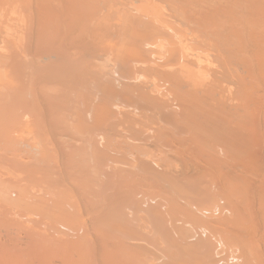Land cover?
Returning <instances> with one entry per match:
<instances>
[{
    "label": "bare ground",
    "instance_id": "6f19581e",
    "mask_svg": "<svg viewBox=\"0 0 264 264\" xmlns=\"http://www.w3.org/2000/svg\"><path fill=\"white\" fill-rule=\"evenodd\" d=\"M3 3H4V5H3ZM0 4L2 6H4V10L0 9L1 10V12H0V24L2 25V28L0 29V51H1L0 55H2V53L4 52V54L2 56H0V57L4 56V58L3 59L1 58L0 62H2V63L4 62L3 64H5V61L8 62L9 60H11L12 56H14V55H15L14 56L15 58L13 57L14 63L17 61L26 62L27 60H32L34 63L36 60L34 61L33 58L34 59L36 58L35 57L36 53H33V54H35V56L32 55V58H30L31 57L30 51L34 50L32 48V46L35 45L36 41L38 42L37 39L39 38V40L43 41V43L44 42L46 43V40L48 38L50 39V43H53L52 39H54L53 41H55V39H57L55 41L56 42L55 44L57 45L59 42H61V43L65 42L66 44L65 43H63V44H64V46L67 45V46H65L67 49L68 48L72 49V48H75V47L80 45L79 48L78 47L77 48L79 49V51L81 50V52H83V54L80 58H78V60H80L82 58L81 61H79V62L82 63V60L84 61L83 71L81 74L86 75V78H89V79L94 78L97 80H99V79L104 80L103 83H104V87H106V88L110 87L108 85V82L110 84L111 83L110 81H112V80L118 81L119 87H120L119 89L122 92V98L125 101L124 102H123V100H121L122 102L120 101L121 103H123V105H121L119 102L115 103V105L111 106L113 110L108 109V111H109V113L111 111H114L117 113V115L122 114V116H123L122 120L125 122H128L127 123L128 126H124L127 128H126V130L121 132L122 130H120V131L116 130L118 128V127L117 128L115 127L116 123L114 125L110 121L111 124H108L109 125L108 131H111V132H107V130H106L105 131L106 137L105 138L103 137V138L107 139V140H109L111 138V141H112V143L110 141L111 144H116L117 143L116 141L122 140V138H124V141L127 140V141L131 142L132 140L134 141L133 136L136 135L138 137L139 135L145 133L144 131H142V133L140 132L143 129L139 128V126H138L139 121L137 122V124H136V122L134 123L138 126L137 129H136L137 126L133 125L132 120H133V118H134L133 116L135 114L136 115L140 114L141 116H143V118L141 119V121H142L144 118H146V117H144L145 114L147 115L146 112H151V115H153L155 113L154 115H156L158 111H160L161 113L163 111L164 112L163 114H166L165 109L164 110H162V109L163 108L169 109L171 111V114L169 113L170 120L168 119L169 118L168 117V118H166L168 120L163 121V122H165L164 127L161 126V123H163V122L161 121V123H160V121H159L160 120L159 115L161 113L158 112L160 114L156 115L157 118L159 117V120L155 119L157 121L156 123L158 124V122H159L160 125L158 124V127L151 128L152 131L154 132L153 142H151L152 141V139H151L152 134L149 136L147 134L148 138L151 139L150 142L146 141L147 136H143L144 134L141 135V137L143 136L142 138H144V137L146 138V139H144L145 142H142L141 144L146 143V142H147V144L154 143V144H156V146H152V145H154V144H152V145H149V147L150 148H152V147L157 148L158 147L159 152L154 154L153 157H151V158L149 157V159L154 158L155 160H153V161H155V162L158 161L160 163V165L157 163L156 164L160 166V167H158V168H160V172L162 171L163 173H165L167 175V173H169V172L171 173V171H174L173 163H174V161L176 162V160H178V158H179L177 165L182 164L181 170L183 169L182 170L183 173L181 172V170L179 168L180 165L176 166V168L177 169L179 168L178 171H180V172H178V173L179 174L182 173L183 175H180V177H178L179 174L178 175L176 174V175L179 179H181V180L183 179L184 183H186L185 182L186 180L187 181L189 179L191 180L193 178L192 177L193 175H196V174L200 175L201 174V176H202L203 170H206V171L208 170V172L205 171L206 174L205 173H203V174L207 175V177H209L208 173L209 172L211 173V170H212L214 176L218 177V180H219L218 183H216L217 181L216 182L213 181V183H212V181L209 182L208 179H210V178L207 179L208 181L207 180H205V181H207L209 184L212 183L213 185H215L214 188H217V185H218V187L221 189L220 190L221 193L223 194V195H220V197L217 196V194H213V193H212L213 195L209 194L211 197L213 196L212 198L210 197L212 200L208 199V198L207 199L210 202H212L211 205L214 204V206H211L210 204H208L209 209H208V207L207 208L205 207L206 208L205 209L204 205L207 203L204 200L205 203L201 204V205H203L202 206L203 209L199 208L198 210H197L198 207H196L198 205H196V203H197V201H199L198 199H199L200 195L197 196V198L194 195H192V197H189L186 195L187 197H185V199L190 198L192 200V199L196 198L197 200L195 201V204H194L195 206L191 205L192 204V202H190L191 200L188 201V203H187V200H189V199H186V201L183 200L184 204L191 205L194 208L196 207L195 210L198 211L199 215H201V217L203 219L205 217L209 216L208 218H205V219L207 221L212 219L211 220L212 222L209 221V223L211 222L213 224V226H212L213 228L211 227L212 224L210 225L207 223L208 226L204 225L202 223V221H200V219H202V218L197 216L198 218L196 217V219H199L200 226H198L199 224H197V226L193 225V226H195V227L192 226L193 229L190 226L189 229H191L190 230L191 237L195 238L196 240H198V238H200V237H203V238L208 237L207 239L209 241H211L212 243L214 242L215 246L217 245V246L221 247L223 250H226L225 251L226 255L219 257L220 259H218V260L215 259V261L213 259L214 263L211 262L212 264H249V263H251V264H264V0H133L132 3H128L125 0H0ZM119 9H120V11L118 12ZM64 11L65 12H74V14L73 15H71V13L67 14ZM63 13H65L66 15ZM38 20L40 21V23L38 22ZM39 27L42 28L43 31ZM5 28H7V29H5ZM21 30H23V31H21ZM38 30H40L38 32L39 34L41 32L43 33V35H41V34L40 35L43 38H45V40L39 34L37 35ZM51 33H56V35L51 34ZM50 34L54 35V37L52 39L50 38ZM58 34L60 35V37L62 36L61 39H64V41H61ZM37 36H38V38H36ZM56 36H58L59 41H58V38H56ZM48 40H47V42H48ZM73 41H74V44H73ZM41 43L42 42H40V44ZM55 44L53 43V45L52 44L51 45L56 46ZM60 44H58L59 47H63V44H62V46ZM39 45L36 44L37 47ZM46 45H45V47L49 48ZM68 45H69V47H68ZM71 45L73 47H71ZM26 46H27V48H26ZM42 46L43 45H41V47ZM23 47H25V49H27V50H25ZM41 47L39 48L40 50H45L44 48H41ZM59 47H56V48H59ZM19 48H20V50H19ZM56 48H54V49H56ZM77 48H75V49H77ZM36 50H38V48L35 49V52H36ZM46 50L44 51L46 53V55H44L45 53L42 54V56L44 55L43 59H45V60H46V58H48L50 56V55L48 56V54L50 52L47 54ZM48 51H51V50H48ZM38 52L40 53V51H38ZM57 52H59V51L57 50ZM41 53H43V52L41 51ZM53 53H54V51H53ZM65 53H66V51H65ZM31 54H32V51H31ZM54 54L57 55V53H54ZM63 55H64V51H63ZM72 55H71V57H72ZM37 56H39V55L37 54ZM57 57H60V56L58 55ZM65 57H66V54H65ZM15 59H17V60L15 61ZM60 59H62V58H60ZM57 60L58 59H56L53 63H55ZM63 60H65V59L61 60L62 61L61 66L59 64H58V66H56L57 68L54 66L56 69H59L58 67H60V69H59L60 71H59V73H57L58 76L60 75L61 71H63V73L62 72L61 73H62V76H64V70H65L64 65H67V66L69 65L68 61H67V64L65 63V61L68 59H66L64 61V63H63ZM13 62H10V64L11 65L14 64ZM31 62L29 61L30 64H31ZM76 62H75V64H76ZM38 63H40V62H38ZM57 63H58V61H57ZM57 63H56V65H57ZM71 63H70V65H71ZM81 63L80 64L78 63L79 65L78 64L75 65L73 63L72 66L75 65V67H77V65H78L79 67H82ZM10 64L8 63L6 66H8V65L10 66ZM18 64L19 63H17V65ZM30 64L29 65L27 64V65L30 68L32 66V69H33V67H34L33 65H35V64H33V65L32 64L30 65ZM27 65H25V67L28 68ZM49 65H50V63H49ZM15 66H16V64L14 65V68L11 70L14 74L16 72L15 75H17V73L20 72L21 69L15 71L14 69H17ZM19 66H21V64ZM72 66L69 67V70ZM75 67H73V69H71V71L73 70L72 73L70 71L71 75L73 74V76L76 75V73H75L76 70H78L77 73L80 71L79 67H77L78 69H76ZM46 68H48V65H46ZM51 68L54 69V71H56V69L53 68V66H51ZM61 68H63L64 70ZM66 69L68 70V68H66ZM33 70L32 71L30 70V72H29L30 74H28V75H31V72H34ZM38 70H37V72L40 73V70L39 71ZM23 71L26 72L25 69H23ZM23 71L21 70V72H22L21 75L24 73ZM46 71H47V73L46 74L44 73L43 76L46 75L49 77V79L47 81L48 83H46L44 81V80H47V78L44 80L41 79L43 84L45 82L46 85L41 84L42 82H40L41 80L39 81V79H40L39 75H38L39 77H37V78H38L39 84L44 86V88L45 87L47 88V86L49 85L48 87H50V90L49 89H46V90H48V92H50L51 88L53 86L56 87V84L53 85L54 80L52 81V78L54 76H56V75H54L56 72H54L53 70H50V68L46 69ZM50 71H52V73ZM12 72L10 71V74ZM57 72H58V70H57ZM79 73L77 75H79ZM14 74H12V75L15 76ZM35 74L37 75L38 73H35ZM48 74L49 75L53 74V76L51 75V77H50ZM71 75L68 74L69 79H67V80H70V81H67L68 83L67 82L65 83V79L67 78L66 75H65L66 78L63 79L64 82L62 81L63 77L60 76L61 77L60 81L58 78L54 77V78L58 79L60 84L63 82L65 85L62 84V86H60V87L57 86L55 88L57 90H55L53 88V90L50 92L52 94V98L50 97V102L53 101L52 104L49 102V99L46 100V97H44L47 95L49 98V95H51V94H48L45 89L43 91H41L38 87L39 84L32 82L33 84L31 85V87L34 85V83H35V85H37V86H35V85L34 86L38 87V88H35L36 92L34 94L35 95H36V93L39 94L40 97L39 96L38 97L40 98V100H39L40 103H43L42 100H44V99L41 98V96H43L45 98V101H47L48 104L50 103V106H48V107H51V108H50V110L49 109L48 110L52 111V109H53V111H52L53 113L51 112L48 115L50 117L52 116L51 117L52 119H50L47 115L43 114V112L45 111L44 109H47L48 107L46 106L47 108L46 107L40 108V110L42 109L41 111H42L43 117L44 118H45V116L48 117V119H47L48 122L53 121L54 118L55 119L57 118V111L56 110L60 111L59 107H61V105L65 104V105H63L65 108L64 107L62 108L64 110V112L62 111V113H65V111H67L66 110L67 106H66L65 102H67L66 99H69L68 96L70 95V93H68L69 92L68 90H70V89L66 88L67 84L69 85V83H73L75 90L79 87V86H76L77 88L75 87V83L78 84V81H77L78 79H76L77 82H75V79L73 81H71V79H70ZM30 78H31V76H30ZM35 78L36 77H33V81H35L34 80ZM75 78H77V76H75ZM79 78L81 79V77H79ZM56 79H55V81H56ZM92 79H91L90 85H94L96 83L95 82L93 84ZM81 80H83V79H81ZM49 82H50V84H49ZM79 82H81V81L79 80ZM83 82H85V81L83 80ZM99 82H100V80L98 81V83ZM23 83H26V82H23ZM51 83L53 85L52 87L50 86ZM82 83H81V88L80 89L78 88V90H81L82 86H84L86 88L88 87V86H86L87 84L82 85ZM98 83H97V85L100 84V83L99 84ZM60 84H58V85H60ZM73 84H70L69 86L72 87ZM41 85H39V86L41 89H43V87ZM102 85L103 84H101V86ZM106 85H108V87ZM110 85L114 86V84L113 85L110 84ZM12 86H13V83L11 81V78L8 77L7 68L4 69L2 67V65L0 64V96L2 94V96H4V98H5L6 94H4V92L6 91L7 88H8V91L11 90ZM101 86L99 87V90H100ZM115 86H117V85L115 84ZM9 87H10V89H9ZM14 87H15V84H14ZM27 87H30V86H27ZM58 87H59V90L61 87H63L69 95H67V93L64 91L66 93L65 96H62L61 94L57 93L56 95L57 96L61 95L60 96L61 98L57 97L56 95H54V98H53V92L59 91ZM63 88H62V90H64ZM86 88H84V89H86ZM91 88H93V87L91 86ZM112 88L118 90L115 87H112ZM72 89H73V87H72ZM97 89H96V92L98 91ZM102 89H104V88L102 87ZM37 90H39L40 92H43V94L46 93V95L45 94L40 95L39 91H37ZM62 90H60L59 93ZM93 90H95V89H93ZM70 91H72V90H70ZM82 91H84V90H82ZM105 91H107V90H105ZM112 91H115V90H112ZM12 92H14V90L13 91L11 90V93ZM18 92H19L18 90L15 91L16 94H18ZM64 92H63V94H64ZM76 92H78V91H76ZM76 92H75V94H77ZM80 92H78V93H80ZM108 92L109 91H107L106 93L108 94ZM6 93H9V92H6ZM23 93L24 92H22L21 94H23ZM25 93H27V92H25ZM86 93L89 94L88 92H86ZM98 93L100 94L99 91H98ZM102 94H100L101 97L102 96L103 97L108 96L107 94L106 95L104 93H102ZM109 94H111V93H109ZM116 94H117V92H116ZM116 94L115 95L112 94V95L115 97ZM37 95H36V97H37ZM7 96H8V94H7ZM7 96H6V98H7ZM13 96H14V94H13ZM22 96L25 97L23 94V95H20L19 98ZM26 96H27V94H26ZM66 96H67V98H66ZM75 96L78 97L77 95H75ZM100 96H98V97L100 98ZM113 96H112V98H113ZM38 97L35 99L36 102L39 99ZM55 97H57V98H55ZM119 97H121V96H117L118 99H120ZM22 98H20V99H22ZM58 98L61 99V101L62 100L64 101V102L62 101L63 102L62 103L59 100L60 105L58 103ZM99 98L96 99L94 97V99H93V97L92 98L86 97V99H87L86 104L88 103L87 107L90 104V99H92L91 100V103H92L93 100L96 99L98 101ZM52 99L57 100L56 102L58 103L59 107L57 105L54 106L57 103H55V101ZM86 99H85V101H86ZM7 100H9V99H7ZM7 100H6V102H8ZM26 100H24V101H26ZM1 101H3V99H0V103H2ZM70 101H68V102H70ZM14 102H13V104H15ZM32 102L36 103L34 100ZM99 102H100V100H99ZM105 102H107V101H105ZM112 102H113V100H112ZM102 103H104V102H102ZM108 103H110V102H107V104L104 103V105L105 104L108 105ZM2 104H1V106H3ZM6 104L8 105V103H4V106ZM13 104H12V106H16ZM16 104L18 105L17 102H16ZM23 105L26 106L24 103H23ZM29 105H30V107H32L31 104H29ZM37 105H39V104H36V106ZM91 105H92V107L89 106L87 108V110L89 113L93 114V117H94V113L90 112L91 110H89L90 108L94 109L93 103ZM52 106H54L55 108L54 107L52 108ZM68 106L70 107V105H68ZM80 106H81V108H82V106L86 107L85 103L81 104ZM38 107L39 106H37V108ZM71 107H72V105H71ZM98 107L102 108L101 106H98ZM99 108H98V112H99ZM106 108L107 107H105V109H103V110L101 109L102 112H100V114H97L98 112L96 111L97 110L96 109L95 112H97L96 113L97 116L98 117H99V115L103 116L102 113H104V115L106 116V113H105L107 110ZM54 109H56V110H54ZM34 110L36 111V109H34ZM84 110H85V108H84ZM104 110H105V112H103ZM155 110H157V111H155ZM49 111L46 110L45 113L48 114ZM152 111H155V112L152 113ZM36 112H39V111H36ZM81 112H83V111H81ZM5 113H6V111H5ZM66 113H68V112H66ZM50 114H52V115H50ZM77 114H79V113H77ZM142 114H144V115H142ZM9 115L11 116V114H9ZM54 115H55V117H54ZM85 115H87V113ZM140 115H139V117H140ZM151 115L148 114V116H151ZM60 116H61V113L58 112V117H60ZM78 116H81V115H78ZM90 116H92V115H90ZM63 117H65V116H63ZM93 117H92V119L95 118V117L94 118ZM163 117H165V116L163 115ZM44 118H42V119L44 120ZM60 118H62V117H60ZM83 118L84 117H82L81 119H83ZM90 118L91 117H89V119ZM102 118H105V117L98 118L97 123L99 122L98 120H100ZM39 119H40V117H39ZM130 119H132L131 120L132 124H130V122H129ZM65 120L66 119H64L63 122H65ZM117 120H119V122H121L120 119H116L115 121H117ZM90 121H92V120L90 119ZM135 121H136V119H135ZM150 121H154V120L150 119ZM71 122H72V120H71ZM85 122H87V121H85ZM106 122H107V120H106ZM119 122H117L118 123L117 125H119ZM125 122L122 124H125ZM39 123H41V122H39ZM39 123H37V124H39ZM74 123H76V122H74ZM100 123L101 122H99L98 124H100ZM102 123H101V125H102ZM146 123H148V121H146ZM57 124H58V122H57ZM69 124L73 125V123H69ZM92 124H90V125L93 126L94 124L93 125ZM98 124H97V126H98ZM148 124L150 125V123H148ZM49 125L52 126V128L55 126V125L53 126L52 122L49 123ZM145 125H147V124H145ZM154 125H156V124H154ZM42 126H46V123H45V125L43 124ZM58 126H59V124H58ZM61 126H63V125H61ZM64 126H65V124H64ZM74 126H76V125H74ZM77 126H79V125H77ZM150 126H153V125H150ZM37 127H38V125H37ZM80 127L81 126H79L78 128L80 129ZM142 127H144V126H142ZM145 127H144V129H145ZM6 128L10 129L11 127L5 126V128H2V129L0 128V129L4 132V129H6ZM52 128H48V129H52ZM54 128H57V127H54ZM89 128H91V127H88V128L85 127L82 131V134H83V132H85L84 130H86V132H87V129L89 130ZM119 128L121 129V127H119ZM48 129H47V131L45 130L46 132H44V133L48 134L49 133ZM105 129L106 128H104V130ZM146 129H148V128H146ZM6 130H5V133L9 131V130H7V131ZM90 130H89V132H90ZM93 130H94V128H93ZM2 131H0V135H1ZM89 132H88V134H89ZM135 132H138V133L140 132L141 134H135L134 135ZM147 132L148 133L150 132L149 129L147 130ZM79 133L81 136L82 135L81 131H79ZM102 134H99V135H101V137H102L104 135V134L103 135ZM124 134L127 138L122 137V135H124ZM49 135L51 136L50 133H49ZM49 135H48V137H49ZM53 135L54 134H52V137H53ZM45 136H47V135H45ZM45 136H42L41 138H44ZM83 137H84V135H83ZM120 137H122V138L119 139ZM39 138H40V135H39ZM64 139H65V136H64ZM138 139H140V138H138ZM20 140H23V138L22 139L18 138V141H20ZM96 140H97V138H96ZM100 140H98V141H100ZM142 140L143 139H140L139 141H142ZM43 141L45 142V144L47 143L46 140L43 139ZM47 141H48V139H47ZM92 141H94V140H92ZM139 141H137V139H136L135 142L140 143ZM42 142H41V144H44V142L43 143ZM48 143H49V141H48ZM60 144H62V143H60ZM60 144H59V146H60ZM147 144H144V146L145 145L147 146ZM158 144L160 145V147ZM161 144H163L162 146H164L166 149H164V147H162V150H161ZM173 144H174V146H173ZM132 145H134V144H132ZM136 145H137V143L134 145V148L135 147L137 148ZM170 145L174 148L178 147V149L176 148L177 150L176 149L174 150V148L173 149L170 148L171 147ZM167 146H168V148H167ZM126 147H128V145H126ZM138 147H140L139 149L144 148V147L141 148L142 147L141 145ZM105 148L107 149V145L103 146V150L107 151L108 149L106 150ZM146 148H148V147H146ZM123 149H124V147H123ZM44 150H46V149H44ZM115 150H118V148ZM126 150L129 151L128 148L127 149L125 148V153L127 152ZM22 151L23 150H21L20 152H22ZM62 151H63V148H62ZM113 151H114V148H113ZM119 151L120 150H118V152ZM139 151H140L139 154H141V156L145 154V152H142V150H139ZM102 152H104V151H102ZM109 152L107 151L106 153L109 154ZM118 152H117V154H119ZM133 152L134 151H132L131 153H133ZM153 152H155V149ZM156 152H157V150H156ZM111 153L114 154L115 152L114 153L111 152ZM122 153L124 155V152H122ZM2 154H3V152H2ZM95 155H98V154H95ZM104 155H106V154L104 153ZM104 155H103V157H104ZM115 155H116V153H115ZM115 155H108V156L114 157ZM18 156H20V155H18ZM57 156H58V153H57ZM61 156H62L61 159L63 160V157H64L63 154ZM181 156H182L184 163L181 162L182 160H180ZM78 157H80V156H78ZM78 157H77V159H78ZM106 157H107V155L105 156V158ZM118 157H116L117 161H118ZM172 157L177 158V159L174 160ZM22 158L26 159L24 156ZM58 158H60V157H58ZM127 158L132 163L133 160L129 159V157H127ZM161 158H162V160H161ZM42 159H44V158L42 157ZM42 159H41V161H44ZM134 159H136V158H134ZM35 160H37V159H35ZM171 160L173 161V163ZM41 161H39V162H41ZM59 161L61 162V160H59ZM72 161L74 162V160H71V162ZM125 161H123V162H125ZM10 162H12V161H10ZM24 162L26 163V161H24ZM51 162H53L52 159H51ZM55 162L58 163L57 160ZM60 162L57 164L58 166L61 164ZM145 162H143V163H145ZM147 162H149L148 164H150V160ZM155 162H153V164ZM1 163H2V161H1ZM39 164H42V163H39ZM63 164H65V163H62V165ZM122 164H120V165H122ZM183 164H185V167ZM70 166H72V164ZM125 166H127V165L125 164ZM128 166H129V164H128ZM132 166H130V168ZM136 166H138V165H136ZM61 167L62 166L60 165L59 168H61ZM63 167H64L63 173H65V172L68 173L69 172L68 170H70V167L69 168H67V166H63ZM202 167H203V169H202ZM204 167H207V168H204ZM59 168H57V169L59 170ZM60 170L62 171V169H60ZM153 170H152V172L154 173ZM54 171H55V169H54ZM113 171H114V169L111 170V172H113ZM148 171H149V169H148ZM156 171H159V169L158 170L156 169ZM56 172H57V170H56ZM84 172H86V171H84ZM84 172H83V174H84ZM143 172H142V174H145ZM184 172L186 174H188V175H186V179H184L185 178ZM190 172H192V173H190ZM58 173H55V174H58ZM63 173H62V175H63ZM108 173H109V171H108ZM86 174H87V172H86ZM146 174H148V173H146ZM146 174L144 176H146ZM190 174H193V175L190 176ZM67 175H69V173L66 174V176ZM127 175H129V173ZM132 175H133V173L131 174L130 177H132ZM157 175H159V174H157ZM170 175H172V174H170ZM152 176H154V174H152ZM181 176H183L184 178H181ZM67 177H69V176H67ZM82 177H84V176H82ZM116 177H117V175H116ZM155 177H156V173H155ZM160 177H162V176H160ZM169 177H168V175H167V177H163L164 181L166 179L167 184H170V183H168L170 181L173 182L172 181L173 179L171 180V178H174L176 176H174V175L171 176V178L169 179L170 181H168ZM203 177H205V176H203ZM111 178H113V176ZM132 178H130V179H132ZM211 178H212V176H211ZM193 179L195 180V178H193ZM193 179L191 180V182L193 181L195 183V181ZM198 179H200V178H198ZM213 179L215 180V178H213ZM120 180H121V178H120ZM132 180L130 182H135L134 180L133 181ZM135 180H137V179H135ZM181 180L180 181L177 180L178 183L179 182L183 183V181H181ZM58 181H59V179H58ZM124 181H126V179H124ZM141 181H143V179ZM145 181H146V179H145ZM155 181H156V178H155ZM174 181H175V179H174ZM60 182H61V179H60ZM64 182H65V180H64ZM108 182H110V181H108ZM200 182L202 183L203 181L199 180L198 183L200 184ZM127 183H128V181H127ZM137 183L135 185H134V183H132V184L134 186H136ZM144 183L146 185V182H144ZM164 183H166V182H164ZM174 183H177V182H174ZM184 183H183V187L185 186ZM192 183H191V185H193ZM203 183H205V182H203ZM86 184H89V182L88 183L86 182ZM155 184H153L151 186L156 187ZM188 184H189V182L186 184L187 188L190 186V185L188 186ZM63 185H64V183H63ZM68 185H69V183H68ZM116 185H118V184H116ZM145 185L143 184V186H145ZM196 185L194 187H196L197 190L200 188V190H202L204 193H206V191H208L207 190L208 186L205 187L206 186L205 184L203 185L204 187L200 186L199 188H197ZM112 186L113 185L111 183V187ZM125 186H124V188H125ZM130 186H131V184H130ZM161 186L162 185H160V188L163 187V186L162 187ZM178 186H181V185L178 184ZM178 186L176 185V188ZM136 187H139V186H136ZM136 187H134V188H136ZM146 187H149V188H147L144 191H147L148 189H151V188L153 189V187H150V186H146ZM185 187H184V189H185ZM118 188H120V189H118ZM118 188H117V190H120V191H119V193H117L118 191L116 190L117 191L116 193L120 194L121 190L124 188L120 184L118 185ZM130 188L128 190H130ZM134 188H132V190ZM139 188H137V189H139V194H142L143 192H141V191H142L143 187H139ZM173 188H175L174 185H173ZM219 188H217V189H219ZM180 189H181V187L179 188V190ZM205 189H206V191H205ZM157 190H158V188H157ZM169 190H166V192H168L171 195V193H172V191H174V189H172L171 193ZM179 190H176V191H178L180 193ZM187 190L183 193H187ZM200 190H198V192L194 191V193L192 191L191 192L193 194L198 195L197 193H199V192H200V194L203 193ZM209 190H211V189H209ZM212 190H214V189H212ZM215 190L212 192H216ZM63 191L66 193L65 188ZM152 191L154 193L156 192V191H154V189ZM67 192H68V190H67ZM153 192H151V193L153 194ZM178 192L173 193L174 195L172 194V196H173L172 198L176 199V196H177L176 194ZM14 193H16V192L14 191ZM135 193H137V196H139L138 191H135ZM135 193H134V195H135ZM168 193H166V194H168ZM179 193H178V197H177L178 199H180L182 197L181 196L179 198L180 195H183L182 192H181L182 194H180V195H179ZM122 194H124V192ZM127 194L128 193H126V195ZM162 194H165V189H164V193L162 192V193H160V195L159 194H156V195L161 196ZM166 194H165V197H167ZM219 194H220V192H219ZM64 195L66 196V194H64ZM67 195H68V198L71 196L69 193H67ZM202 195L204 196V194H202ZM209 195H205L204 197L203 196L202 197H203V199H205V197H207ZM131 196H133V195H131ZM190 196H191V193H190ZM216 196L219 199H216L215 198ZM221 196H224V197H221ZM142 197H144V196H142ZM156 197H158V196H156ZM111 198H113L112 201L119 202V201H116V198H114L113 196H111ZM117 198L119 200L120 197L117 196ZM144 198L145 199L143 200L144 202L142 204H147L150 201L151 202L157 201L155 199V194H154V196L153 195L152 196H146L145 195ZM158 198H160V197H158ZM169 198H171V197H169ZM172 198L170 200H172ZM220 198H223V200L222 199L220 200ZM128 199L131 200L129 202L127 200L128 205H129V203L131 205L134 203L132 201L135 200V197H133V199H130V198H128ZM137 199H140V196ZM137 199L135 201H137ZM174 199L172 200V203H170L172 209H170V211L167 209L170 213L174 214V215L172 214L173 216L169 215L170 217H172V219L176 215H179V213L182 214V212H179L177 210L178 208L175 209L176 205H178V204H177V202L175 203ZM200 199L202 200V198H200ZM158 200H160L159 202H161V199H158ZM162 200H164V199L162 198ZM170 200H167V201H170ZM181 200H182V198H181ZM181 200L176 199V201H178V202L180 201L183 204V202ZM200 203H201V201H200ZM149 204H151V203H149ZM163 204L164 205L166 204V199H165V203L163 201ZM170 204H168V205H170ZM137 205H139V200L137 201L136 206ZM160 205H162V204H160ZM201 205H199V206L201 207ZM223 205L226 207H224ZM166 206H167V204H166ZM140 207H142V206H140ZM124 208H126V207H124ZM168 208H169V206H168ZM194 208H193V210H194ZM124 210H126V209H124ZM172 210L174 212H171ZM225 211H227V214ZM175 212H177V213H175ZM165 213H166V211H165ZM195 213L198 214L196 211L194 212V214ZM181 214L178 217L176 216L175 219L176 220H177V218L179 219L180 216H181L180 219H182V218L184 219L186 215L188 216V214H185V216L182 217ZM187 216L185 218L186 219L185 222L184 221L181 222V220H179L180 223H182V224L184 223V225H185V223H188L187 222ZM194 216H196V215H194ZM203 216H205V217H203ZM188 218H189V216H188ZM179 221H177V222H179ZM189 221H191V220H189ZM203 222H204V220H203ZM192 223L193 222H191V225H192ZM201 223L204 226L201 225ZM174 238L176 240L178 238V241L180 240L179 237H174ZM230 244L231 245L233 244V245L231 246ZM254 245H257V247H259L258 248L259 251L257 250L255 252L254 249L256 248V246L254 247ZM231 247H235V249L237 250L236 253L233 252V253L227 254V252L231 249ZM218 250H220V251H218L217 254L223 253V251L221 252L220 248ZM204 253L203 254L201 253L200 255L206 256ZM201 257H203V256H201ZM246 260L247 261L251 260V261H249V263H248ZM220 261L222 263H218ZM244 261H246V263ZM201 262H202V260H201ZM202 263H200V264H202ZM198 264H199V261H198Z\"/></svg>",
    "mask_w": 264,
    "mask_h": 264
},
{
    "label": "rangeland",
    "instance_id": "374dc122",
    "mask_svg": "<svg viewBox=\"0 0 264 264\" xmlns=\"http://www.w3.org/2000/svg\"><path fill=\"white\" fill-rule=\"evenodd\" d=\"M125 1L128 2V3H132L133 0H125ZM3 5H4V3H3ZM1 6L2 5L0 4V9L4 10V6H2V7ZM1 10H0V12H1ZM119 11H120V9L118 10V12ZM65 13H67V14L71 13V15L74 14V12H65ZM65 13H63V14H65ZM38 22L40 23L39 20H38ZM1 28H2V25L0 26V29ZM5 29H7V28H5ZM40 29L43 31L42 28H40ZM21 31H23V30H21ZM39 31L40 30L37 31V35L39 34L38 33ZM40 34L43 35L42 32ZM51 34H55L56 35V33H51ZM51 34H50V38L52 39L54 37V35H51ZM61 37L59 35L60 39H61ZM36 38H38V36ZM56 38H58V36H56ZM59 38H58V41H59ZM43 39L45 40V38H43ZM37 40H38V42L35 40L36 41L35 45L32 46V48L34 49V50H31L32 54H31V51H30V56H31L30 58H32V55L35 56V54H33V53H36V56H35L36 58L35 59L33 58V60L34 61L36 60L37 62L35 61L33 63L32 60H27L26 62H24V61L22 62L21 61L22 63L19 62V61L14 63L13 61H14V58H15L14 56L15 55L12 56L13 54L11 55L12 58L10 57L11 60L12 59L13 60L11 61V60L8 59L10 62L14 63V64H12L13 66L10 64L9 61L8 62L5 61V64H3L4 62L3 63L0 62V64L2 65V67L4 69L7 68L8 77L11 78V81L13 83V86L11 87L12 88L11 90L12 91L14 90V92H12V93H11V90L8 91V88L6 89V91L4 90L5 91L4 94H6V96L8 94L7 98L5 96L6 99L4 98V96H2V94H1V96L3 98L0 96V99H3V101H1L3 104L0 103V110H1L0 111V119H1L0 120V128L1 129L5 128V126L11 127L10 129L6 128L7 130H9L6 133H5L6 129H4V132L0 129V131H2V133L0 135L1 136L0 137V264H198V261H199V264L202 263V262H203L202 264H204V263L205 264H207V263L208 264H212L211 262L214 263L215 259L218 260V259H220L219 257H221L223 255H226V252H225L226 250H223L221 247H219L217 245L215 246L214 242L212 243L211 241H209L207 239L208 237H205V238L200 237V238H198V240H196L195 238H192L191 235H190V233H191L190 230L191 229H189L190 226L192 228L193 225L197 226V224H199V219H196V217L197 216L201 217V215H199V213L197 211L199 208L203 209V207H202L203 205H201V204H204L205 201H206L207 204L204 205V208L205 207L207 208L208 204L211 205L212 202H210L208 199H211L213 197V196L212 197L210 196L212 193L213 194H217V196H219V197H220V195H223L221 193V191H220L221 189L218 187V185H217V188H219V189L214 188L215 185L212 184L213 181L214 182L217 181L216 183H218V181H219L218 177L216 176L217 177L216 178L214 176L212 170H211V173L210 172L208 173L209 177H207V175L203 174V173H205L206 170H203L202 171L203 172L202 176H201V174L200 175L196 174L197 176L193 175V174H190V176L193 175L192 177L195 178V180L192 178L195 181V183L193 181H192L193 183L191 182L192 179L191 180L189 179L188 181L186 180L185 181L186 183H184L183 179L181 180V179L178 178V177H180V175H183L182 174L183 173L182 172L183 169L181 170V165L182 164H178L177 165V162L179 161V158H178V160H176L177 158H173L172 157L174 160H176V162L174 161V163H173V161L171 160L172 163H173V166H174V171H171V173L169 172L172 175L167 173L168 177L170 176L168 178V181H170L169 179L171 178V176L174 175L176 177L171 178V180L173 179L172 180L173 182L170 181V182H168L170 184H167L166 179L164 181V178H163V177H167V175L161 171L163 173L162 174L160 172V168H158V167H160L159 166L160 163L158 161L157 162L153 161V160H155L154 158L149 159V157L151 158V157H153L154 154L159 152L158 151V147L157 148L156 147L155 148H153V147L150 148L149 147V145H152L154 143L147 144V142L148 141L150 142L151 139H152L151 142H153L154 132L152 131L151 128L158 127V124L160 125L161 121L163 122L164 120H168V119L170 120L169 113L171 114V111L169 109H166V108L162 109V110L165 109V111H166L165 113L166 114H163L164 112L162 110H161L162 113L160 111H158L161 114L157 112L156 115L160 114L159 115L160 116V120H159V117L157 118V116L154 115L155 113L153 115H151V112H146L147 113V115L145 114L146 116L144 114H142V115H144V117L147 118V119L144 118L145 120L143 119L141 121L143 116H141L140 114L139 115H140L141 118L139 117L138 114L137 115L135 114L133 116L134 117L133 118L134 121L132 119L129 120L130 124L133 123V125H136L137 122L139 121L138 122V126H139V128L143 129L140 132L142 133V131H144L146 133V134L143 133L144 134L143 135L140 132L139 133L135 132L134 135L135 134H141L143 136H147V134H148V136H149V135L152 134V136H151L152 138L151 139L148 138V136H147V140H146L147 142L146 143L141 144L142 142H145L144 139H146L145 137L142 138L143 136L141 137V135H139L138 137L136 135L133 136L134 141L133 140L131 142L127 141V140L124 141V138H122V137L127 138L125 136V134H124V135H122V137L119 138V139L122 138V140H119V141L117 140L116 141L117 143L115 142L116 144H111L112 143L111 138L109 140L104 139L106 137L105 131L107 130V132H111V131H108L109 130V125L108 124H111V122H112V124L115 125V123H116L115 127L116 128L118 127V128L117 129L115 128V129L118 130V131L122 130L121 132L126 130L127 127H124V126H128V124H127L128 122H125V121L122 120L123 119L122 114L117 115L116 112L111 111V110H113L111 106L115 105V103L119 102L121 105H123V103H121L122 102L121 100H123V102L125 101L122 98V92L119 89L120 87H119L118 81H115V80L110 81L111 82L110 84H112V85L114 84V86H111L109 84V82H108V85L111 88L108 87V85H106L108 87V88H106V87H104V83H103L104 80L99 79L100 80V82H99L100 84H99L98 83L99 80L91 78L92 81H93V84L95 82L96 83L94 84L95 86L94 85H90L91 84V79L86 78V75H82L81 74L82 71H83L84 61L82 60V63L79 62V61H81L82 58L80 60H78V58H80L82 56V54H83V52H81V50L79 51V49H78L80 45L77 46L78 48L74 46L77 49L68 48L69 49L68 50L65 47L67 45L64 46V44H63L65 42H63V43L59 42L58 43V44L61 43L60 44L61 46L63 44V47H59L58 44L56 45L55 41L57 39H55V41H53L54 39H52V42L56 46H52L53 43H50V39L48 40V42L46 40V43L45 42L43 43V41L39 40V38ZM61 41H64V39H61ZM40 42H42L43 44L42 43L40 44ZM36 44L37 45L40 44V45L37 47ZM44 44L45 45L47 44L46 46H48L50 49L45 47ZM73 44H74V41H73ZM41 45H43V46L41 47ZM40 47L44 48L45 50L47 49L46 50L47 54L50 52L48 54V56L49 55L50 56L48 58H46L47 61L45 59H43V56L46 55V53L44 52L45 50H40L39 49ZM56 47H59V48H56ZM68 47H69V45H68ZM71 47H73V46L71 45ZM23 48L25 49V47H23ZM26 48H27V46H26ZM36 48H38V50H36V52H35ZM54 48H56V49H54ZM19 50H20V48H19ZM25 50H27V49H25ZM48 50H51V51H48ZM57 50L59 52H57ZM38 51H40V53L42 51L43 53L40 54ZM53 51H54V53H57V55L54 54ZM63 51H64V55H63ZM65 51H66V53H65ZM3 54H4V52L2 53V55ZM37 54L39 56H37ZM42 54H44V55L42 56ZM65 54H66V57H65ZM2 55H0V56H2ZM58 55L60 57H57ZM71 55H72V57H71ZM1 58L3 59L4 56L0 57V59ZM55 58L58 59L57 60L58 63H57V61L55 63H53L56 60ZM60 58L65 59V60L68 59L66 61L63 60V63L65 61V63L67 64V61H68L69 62L68 64L70 65V63L72 62L70 66H72L73 63L75 64L76 61H77L76 64H78V63L80 64L81 63L82 67H79L78 66L79 64L77 65V67L80 68V71H79L80 73L78 72L79 75H77L78 74L77 73L78 70L75 71L76 75H74V76H73V74L71 75V73L73 71V70L71 71V69H73V67H75V65H76L75 64V65H73L70 68V70H69V67H70L69 65L68 66L64 65L65 66V68H64L65 70L63 68H61V69L64 70V76H62L63 71H61L62 73L60 72V75L58 76L57 73H59L60 67H58L59 69H56L57 68L56 66H58V64L61 66V62H62L61 60L62 59H60ZM16 60L17 59H15V61ZM29 61L30 62L32 61L31 62L32 65L35 64V65H33L34 66L33 67L34 70L32 69V66H31V68L28 66L30 64ZM38 62H40V63H38ZM8 63L10 64V66L8 65L9 67L6 66ZM17 63H19V64L17 65ZM49 63H50L51 66H53V68L56 67L55 68L56 71H54V69L51 68ZM56 63H57V65H56ZM15 64H16L15 67L17 68V69H14L15 71H17L19 69H21L23 71V69H25V71L27 73L23 71L24 73L21 75L22 72L20 70V72H18L17 75H15L16 72L14 74L12 72V70H11V69L14 68ZM20 64H21V66H19ZM25 65H27L29 69L27 67H25ZM46 65H48V68H50V70H53L54 72H56L54 74L56 76H54V77L58 78L59 81L61 80V77H63L62 81L64 82L63 79L66 78V76H67V78L65 79V83L67 81H70V80H67V79H69L68 74H70L71 75L70 76L71 77L70 78L71 81H73L74 79H75V82L78 81V84L75 83V87L79 86L78 88L80 89L81 88V83L83 82V80L85 82H83L82 85L87 84L86 86H88L87 88L82 86L81 90H78V88L76 87L77 89L75 90L74 84L73 83H69V85L73 84V86L71 85L73 87V89L68 84H67V87H66V88L72 90V91L68 90L69 91L68 93H70V95L66 92V90L63 87H61L60 90H62V88L64 90L61 91L62 93L61 92L59 93V91H60L59 87L62 86V84H64V83L61 81L62 83L60 84L58 79L53 77L52 78V81L54 80L53 81V83H54L53 85L56 84V87L59 86L58 87L59 91L57 92V91H55V90H57V89H55L56 87H54L52 85V83H51L50 86L51 87L53 86L51 88V91L53 90V88L55 89L54 90L55 92H53V98H54V95H56L57 93L61 94L62 96H65L66 93H67V95H69L68 98L71 101L69 99H66L67 102H65V103H66V106H67L66 107L67 111H65V113H62V111L64 112V110L62 108L64 107L63 105H65V104H63V105H61V107H59L58 103L60 105L61 99H59V98H61L60 97L61 95L60 96L56 95L57 97H59L58 98V103L56 102L57 100H54V99H52V100H54L55 103H57L54 106L57 105L60 108V111L54 109V110L57 111V118L56 119L54 118L53 121H50V122H48L47 119H48V117L50 119H52L51 118L52 116L51 117L48 116L49 113H51L53 111V109H52V111H49L51 107H48V106H50V103L52 104V102H53V101L50 102V97L52 98V94L50 93L51 91L48 92V90H46V89L50 90V87H48L49 86L48 84H47L48 85L47 88L46 87L44 88V86H42V85L45 84V82L48 83L47 81L49 79L48 76H46V75L43 76L44 73L46 74L47 71H48V70L46 71V69H48V68H46ZM77 67H75V68L78 69ZM66 68H68V70ZM38 69L40 70V73L37 72ZM30 70L31 71L33 70L34 72H31V75H28V74H30L29 73ZM57 70H58V72H57ZM10 71L12 72L11 74H10ZM70 71H71V73H70ZM50 72L52 73V71H50ZM35 73H38V74L36 75ZM12 74H14L15 76H13ZM51 75L53 76V74H51ZM51 75H49V76L51 77ZM30 76H31V78H30ZM75 76H77V78H75ZM78 76L81 77V79H83V80H81ZM33 77H36L34 79L35 81H33ZM37 77L40 78L39 81L41 79L44 80L46 78H47V80H44L45 81L44 84H43V82L41 80L40 81V82H42L41 83L42 85H41V84H39ZM55 79H56V81H55ZM76 79H78V80L76 81ZM79 80L81 82H79ZM23 82H26V83H23ZM32 82H35V83H38L39 85H41L43 87V89H41L40 86L38 85V87H39V89L41 91H43L45 89L48 94H51V95H49V98H48L46 93H44L46 95V96H44V97H46V100L49 99V102H50L49 104L47 103V101H45V98L43 96H41V98L44 99V100H42V99L41 100H42V102L44 104L40 103V101H39L40 100V98H39L40 96H39L38 93H36V95L38 94L37 97L39 96L38 97L39 98L38 99L39 102L38 101L36 102L35 99L37 97H36V95L34 93L36 92L35 88H38V87H35V86H37V85H35V83H34L35 86L33 85L31 87V85L33 84ZM50 82H49V84H50ZM97 83L99 85H97ZM14 84H15V87H14ZM58 84H60V85H58ZM101 84H103V85L101 86ZM115 84L117 86H115ZM27 86H30V87H27ZM91 86L93 88H91ZM100 86H101V88H100L101 91L99 90ZM102 87L105 90L109 91L108 94L106 93L107 91L102 89ZM112 87H115L118 90H116V89H114ZM84 88H86V89H84ZM9 89H10V87H9ZM93 89H95V90H93ZM96 89L100 92V94L104 93L105 95L107 94L108 96H105V97L102 96L101 97L100 94L98 93V91L96 92ZM17 90L19 91L18 94L15 93V91H17ZM82 90H84L85 92L82 91ZM110 90L111 91L115 90L117 92V94H116L115 91L111 92ZM37 91H39V90H37ZM76 91H78V92L81 91V92L78 93ZM6 92H9V93H6ZM22 92H24L23 94H24L25 97L22 96L23 98L20 97V98H22V99H20L19 96L23 95V94H21ZM25 92H27V93H25ZM63 92H64V94H63ZM75 92L77 94H75ZM86 92H88L89 94H87ZM39 93H40V95H44L43 92L39 91ZM109 93H111V94H109ZM114 93L116 94L115 97L113 96V95H115ZM13 94H14V96H13ZM26 94H27V96H26ZM75 95H77L78 97H76ZM98 96H100V98ZM112 96H113V98H112ZM117 96H121V97H119L120 99H118ZM57 97H55V98H57ZM86 97H89V98L93 97V99H94V97L96 99L99 98L98 101L95 99L92 102L94 109L93 108H92L93 110L91 108L89 109V110H91L90 112L94 113V117L95 118L97 117L96 119L93 117V114L89 113L88 110H87V108L89 106L92 107V105H91L92 104L91 103L92 99H90V104L87 107L88 103L86 104V102H87ZM66 98H67V96H66ZM7 99H9V100H7ZM85 99H86V101H85ZM6 100L8 102H6ZM24 100H26V101H24ZM33 100L36 103L32 102ZM99 100H100V102L102 101V102H104L106 104H107V102H110V103H108V105L105 104L106 105L105 106L104 103L101 102L103 104L102 105L99 102ZM112 100H113L114 103L112 102ZM68 101H70L71 103L68 102ZM105 101H107V102H105ZM13 102L15 104H13ZM16 102L18 103V105L16 104ZM83 102L85 103L86 107L82 106V108H81L80 105L84 104ZM4 103H8V105L6 104L4 106ZM23 103L26 106H24ZM1 104L3 106H1ZM12 104L16 105V106H12ZM29 104H31L32 107H30ZM36 104H39V105H37V106H39L38 108H37ZM68 105H70V107ZM71 105H72L73 108L71 107ZM97 105L101 106L102 108H99ZM54 106H52V108ZM41 107L42 108H44V107L47 108V109H44V110L45 111L46 110L49 111L48 114H46L44 110H43L44 111L43 114L47 115L48 117L47 116H45V118L43 117L42 111H41L42 109L40 110ZM105 107H107L106 108L107 110H106V112H105V110L103 112L106 113V116L104 115V113H102L103 116L99 115V117H98L97 114H100V112H102V110L105 109ZM84 108H85V110H84ZM98 108H99V112H98ZM34 109H36V111H39L40 113L36 112ZM108 109H111L110 113H109ZM95 110L98 113L95 112ZM5 111H6V113H5ZM81 111H83V112H81ZM155 111H157V110H155ZM155 111H152V113L155 112ZM33 112L34 113L36 112V113L34 114ZM58 112L61 113L60 117H62V118L58 117ZM66 112H68V113H66ZM85 112L87 113V115H85L86 114ZM77 113H79V114H77ZM9 114H11L12 117ZM148 114H150L151 116H148ZM50 115H52V114H50ZM78 115H81V116H78ZM90 115H92V116H90ZM163 115L165 117H163ZM63 116H65V117H63ZM39 117H40V119H39ZM54 117H55V115H54ZM82 117H84V118L81 119ZM89 117H91L90 119L92 121H90ZM92 117L94 119H92ZM100 117H105V118H102V119L98 120L99 122H101V123L103 122L104 123V124L102 123L103 126L101 125V123L100 124H98L99 122L97 123V119L100 118ZM42 118H44V120ZM166 118H168V119H166ZM64 119H66L65 122H63ZM103 119L104 120L106 119L107 122H106V120L104 121ZM116 119H120L121 122H119V120L115 121ZM135 119H136V121H135ZM150 119H153L154 121H150ZM155 119L159 120L160 123L158 122V124H157L156 123L157 121ZM71 120H72V122H71ZM131 120H132V123H131ZM85 121H87V122H85ZM146 121H148V123H150V125H153V126H150L148 123H146ZM39 122H41V123H39ZM44 122L46 123V126H42L43 124L45 125ZM51 122H52L53 126L55 125L54 127H57V128L53 127L54 128L53 129L52 126H50L51 124L49 125V123H51ZM57 122H58L60 127L58 126ZM74 122H76V123H74ZM88 122L90 124H92V123L94 124L95 122L96 123L94 125L92 124L93 126H91ZM117 122H119V125H117L118 124ZM124 122H125V124H122ZM135 122H136V124H134ZM37 123H39L41 126L39 124H37ZM69 123H73V125H70ZM153 123L156 124L157 126L154 125ZM164 123L165 122L161 123L162 127H164ZM36 124L38 125V127L39 126L40 127L38 128ZM64 124H65V126H64ZM97 124H98V126H97ZM145 124H147V125H145ZM61 125H63V126H61ZM74 125H76V126H74ZM77 125L81 126L80 129L78 128L79 126H77ZM138 126L136 127V129L138 128ZM142 126H144V127L146 126L145 129ZM47 127L48 128H52V129H48ZM85 127H87V128L91 127V128H89V130L90 129L91 130H90V132H89L88 129H87V132H86V130H84L85 132H83V134H82V131H83V129ZM92 127L94 128V130H93ZM119 127H121V129ZM104 128H106V129L104 130ZM146 128L149 129V131H150L149 133L147 132L148 129H146ZM47 129L49 130L48 132L51 134V136L49 135V133L48 134L44 133V132L47 131ZM79 131H81V134H82L81 136H80ZM88 132H89V134H88ZM52 134H54L53 137H52ZM99 134H102L103 136L101 137V135H99ZM39 135H40V138H39ZM45 135H47V136H45ZM48 135H49V137H48ZM83 135H84V137H83ZM42 136H45L46 138L45 137L41 138ZM64 136H65V139H64ZM17 137L19 139L23 138L24 141L23 140L18 141ZM96 138H97V140H96ZM138 138L143 139V140L139 141L140 139H138ZM43 139L46 140V142H47L46 144L43 141ZM47 139H48L49 143H48ZM136 139L140 143L135 142ZM92 140H94V141H92ZM98 140H100V141H98ZM42 141L44 142V144H41ZM110 141H111V143H110ZM60 143H62V144H60ZM136 143H137L136 146H137L138 149L140 148V147H138L140 145L142 146L141 148L144 147L143 149H139V150H142V152H145L144 155L141 156V154H139L140 151L136 147L134 148V145ZM59 144H60V146H59ZM132 144H134V145H132ZM144 144H147V146L146 145L144 146ZM105 145H107V149L108 150L106 148L105 149L108 152L110 151L109 154L106 153L107 151L103 150V146H105ZM126 145H128V147H126ZM162 145L163 144H161V150H162V147H164ZM122 146L124 147V149H123ZM152 146H156V144H154ZM173 146H174V144H173ZM146 147H148V148H146ZM159 147H160V145H159ZM62 148H63V151H62ZM113 148H114V151H113ZM117 148H118V150H120L119 152H118V150H115ZM125 148L126 149L128 148V150H129V151L126 150L127 151L126 153H125ZM167 148H168V146H167ZM170 148L173 149L174 147L171 146ZM176 148L178 149V147H176ZM176 148H174V150ZM44 149H46V150H44ZM134 149L135 150L137 149V150L135 151ZM154 149H155V152H153ZM164 149H166V148L164 147ZM21 150H23L24 152L23 151H22L23 153L20 152ZM156 150H157V152H156ZM102 151H104V152H102ZM116 151L119 154H117ZM121 151L124 152V155L125 154L126 155L124 156ZM132 151H134V152L131 153ZM2 152H3V154H2ZM111 152H113V153L115 152L117 156L115 155V153L112 154ZM57 153H58V156H57ZM101 153L103 155L105 153L107 155V157L105 158L106 155H104V157H103V155ZM62 154L64 156L63 157L64 161L61 159L62 158V156H61ZM95 154H98V155H95ZM18 155H20V156H18ZM108 155H115V156L113 157V156H108ZM23 156L26 159L22 158ZM78 156H80V157H78ZM42 157L44 159H42ZM58 157H60V158H58ZM77 157H78L79 160L77 159ZM116 157H118V161L119 162L117 161ZM127 157H129V159H132L134 162L132 161V163H131L130 160H128ZM40 158L42 160H44V161H41ZM134 158H136V159H134ZM162 158H161V160H162ZM180 158H181L180 160H182L181 162L184 163V161L182 159V156ZM35 159H37V160H35ZM51 159L53 160V162H51ZM58 159L61 160V162ZM56 160L58 161V163L59 162L61 163L60 165L62 167L63 166H67V168L70 167V170H68L65 167L69 171L68 172L69 175H67L69 177L66 176V174H68V173H66V172H65L66 174L63 173L64 167L63 168L62 167L59 168L60 165L59 166L57 165L58 163L55 162ZM71 160H74V162L73 161L71 162ZM149 160H150V164H148L149 162H147ZM1 161H2V163H1ZM10 161H12V162H10ZM24 161H26V163ZM39 161H41V162H39ZM123 161H125V162H123ZM143 162H145V163H143ZM153 162H155V163L153 164ZM39 163H42V164H39ZM62 163H65V164L62 165ZM119 163L120 164L123 163L124 165L123 164L120 165ZM156 163L159 164V165H157ZM71 164H72V166H70ZM125 164L127 166H125ZM128 164H129V166H128ZM136 165H138V166H136ZM183 165L185 167V164H183ZM130 166H132V167L130 168ZM176 166H179V168H180V170L182 172L181 174L178 173L180 171H178L179 168L177 169ZM57 168H59V170ZM155 168L157 170L159 169V171H156ZM204 168H207V167H204ZM54 169H55V171H54ZM60 169H62V171ZM110 169L111 170L114 169V171H113L114 173L111 172ZM148 169H149V171H148ZM202 169H203V167H202ZM56 170H57V172H56ZM152 170L154 171V173L152 172ZM60 171L63 173V175H62V173ZM84 171H86L87 174ZM108 171H109V173L111 175L108 173ZM124 171L126 173L128 172L129 175H127L128 173L126 174ZM83 172H84V174H83ZM142 172L145 173V174L146 173H148V174H146V176H144L145 174H142ZM206 172H208V170ZM55 173H58V174H55ZM132 173H133V175H132L133 178L130 177ZM155 173H156V177H155ZM190 173H192V172H190ZM152 174H154V176H152ZM157 174H159L162 177H160ZM176 174L177 175L179 174L178 177H177ZM184 174H185V176H184L185 178L183 176H181V178L186 179V175H188V174H186L185 172H184ZM116 175H117V177H116ZM210 175L212 176V178H211ZM82 176H84V177H82ZM112 176H113V178H111ZM203 176H205L206 178L203 177ZM119 177L121 178V180H120ZM57 178L59 179V181H58ZM130 178H132L135 182L136 181L138 182V183L136 182L137 183L136 186L143 187V189L141 188L142 189L141 192H143L142 193L143 195L139 194V189L140 188L134 186L136 183L135 182H130L132 180ZM155 178H156V181H155ZM198 178H200V179H198ZM208 178H210V179H208ZM213 178H215V180ZM60 179H61L62 183L60 182ZM124 179H126V181H124ZM135 179H137V180H135ZM142 179H143L144 182H146V185H145V183L143 181H141ZM145 179H146V181H145ZM174 179H175V181H174ZM176 179L178 181H180V180L183 181L184 185L186 186V187L184 186L185 189L183 187V183H180V182L178 183V181ZM207 179L209 180V182L212 181V183H210L212 186L207 182L208 181ZM64 180H65V182H64ZM199 180H201V181H203L205 183H203V182L201 183L200 182V184H199L198 183ZM205 180H207V181H205ZM108 181H110V182H108ZM127 181H128V183H127ZM67 182L69 183V185H68ZM86 182L87 183L89 182L90 185L86 184ZM164 182H166V183H164ZM174 182H177V183H174ZM188 182H189L188 186L189 185L190 186L187 188L186 184ZM63 183H64V185H63ZM111 183L113 185L112 187H111ZM129 183L131 184V186H130ZM132 183H134V185ZM171 183L172 184L174 183L173 185L175 186V188H173V185ZM191 183L193 185H191ZM116 184L122 185L123 188L126 185L124 189L121 188L122 190H121L120 194H117V193H119L120 190H117L118 185H116ZM143 184L145 186H143ZM153 184H155L156 187L151 186ZM178 184L181 185V186H178ZM204 184L206 185L205 187L208 186L207 190L209 192L206 191V189H205L206 193H204L202 190H200L199 187L200 186L202 187ZM160 185H162L163 187L161 186L162 188H160ZM176 185L178 186L177 188H176ZM195 185L197 186V188H199L198 190H200L203 193L200 194V192H199V193H197L198 195L193 194L194 191L198 192L196 187H194ZM146 186L153 187L154 191H156L157 193L156 192L154 193L152 191L153 190L152 188H151L152 190L148 189L147 190L148 192L144 191L147 188H149V187H146ZM63 187L65 188L66 193L63 191L64 190ZM134 187H136V188H134ZM180 187H181V189L179 190ZM129 188H130L131 191L128 190ZM132 188H134V189L132 190ZM137 188H139V189H137ZM157 188H158V190H157ZM163 188L165 189V194L168 193V192H166V190L170 189L169 190L170 193H171L172 189H174V191H172L171 195L169 193L166 194L167 197H165V194H162L161 196H159L160 193H162V192L164 193V189ZM118 189H120V188H118ZM209 189H211V190H209ZM212 189H214V190L216 189L215 190L216 192H212V191H214ZM67 190H68V192H67ZM176 190H179L180 193L178 191H176ZM186 190H187L188 194L187 193H183ZM14 191L16 193H14ZM135 191H138V195L140 196V199H137V198H139V196H137V193H135ZM123 192H124V194H122ZM151 192H153V194ZM176 192H178L179 195L183 193V195L179 196V198L182 196L181 197L182 200H181V198L180 199L177 198L178 197V193L176 194L177 196L175 195L176 199L177 200H181L182 202H183V200L186 201V199H189V200H187V203L191 199L190 198H186L185 199V197H187V196L192 197V195H194L197 198V196L200 195L199 199H198L199 201H197V203H196V205H198V206H196V207H198L197 210H195L196 207L195 208L193 207V206H195L194 204H195V201L197 200L194 196L193 197L195 199H192L190 201V202H192L191 205H193V206L188 205V204L186 205V204H184V202L182 204L180 201H179L180 202L179 203L178 201H176V199L172 198L173 197L172 194L176 193ZM219 192H220V194H219ZM67 193H69L71 195L69 198H68ZM126 193H128V194L126 195ZM134 193H135V195H134ZM190 193H191V196H190ZM64 194H66L67 197ZM151 194L153 196L155 194V199L157 201L156 202L155 201L154 202L150 201L149 203H151V204H149V203L142 204L144 202L143 200L145 199L144 198L145 195L146 196H152ZM156 194H159V195H156ZM202 194H204V196L205 195H209V194L210 195L205 197V199H203L204 196ZM131 195H133V196H131ZM111 196L116 198V201H119V202L112 201L113 198H111ZM117 196L120 197L119 200H118ZM142 196H144V197H142ZM156 196H158L160 198H158ZM217 196L215 198L219 199V198H217ZM133 197H135V200L136 199H137V201L139 200V205L136 206L137 201H135V200L132 201V202H134L133 203L134 205L133 204L130 205V203H129L130 206L128 205V202L131 201L128 198L133 199ZM169 197H171L172 200L174 199L175 203L177 202L178 205L180 204L179 206L176 205V207H175V209L178 208L177 210L179 212H182V214H181V213H179L177 211L179 213V215L181 214L182 217H183V216H185V214H188L189 218L186 215L188 223H185V225H184V223L183 224L180 223L179 220H181V222L182 221L185 222L186 216H185L184 219L183 218L180 219V217H181L180 216L179 219L177 218V220L175 219V217L176 216L178 217L179 215H176L173 219H172V217H170V216H173L174 214L169 212L170 209H172L171 204H170V203H172V200H170L171 198H169ZM221 197H224V196H221ZM157 198L161 199V202H159L160 200H158ZM162 198L164 200H162ZM200 198H202V200ZM165 199H166L167 206H166V204L165 205L163 204V201L165 203ZM221 199L223 200V198H220V200ZM127 200H128V202H127ZM167 200H170V201H167ZM200 201H201V203H200ZM160 204H162V205H160ZM168 204H170V205H168ZM199 205H201V207ZM140 206H142V207H140ZM168 206H169V208H168ZM211 206H214V204L211 205ZM124 207H126V208H124ZM224 207H226V206H224ZM193 208H194V210H193ZM124 209H126V210H124ZM208 209H209V207H208ZM165 211H166V213H165ZM195 211L198 214H196V213L194 214ZM171 212H174V211L172 210ZM177 212H175V213H177ZM225 212L227 214V211H225ZM194 215H196V216H194ZM203 217H205V216H203ZM208 217H205V218H208ZM205 218L204 219L203 218L200 219V221H202V223L204 225H207V226H208V224L211 225L212 224L211 223L212 219L209 220V221H211L209 223V221H207ZM189 220H191V221H189ZM203 220H204V222H203ZM177 221H179V222H177ZM191 222H193L194 224L192 223V225H191ZM202 223H201V225H203ZM195 226H193V227H195ZM198 226H200V224ZM212 226H213V224L211 225V227ZM174 237H179L180 240L178 241V238L176 240ZM255 246H256V248L254 249L255 252L257 250L259 251V249H258L259 247H257V245H254V247ZM235 247H231V249L227 252V254L228 253H233V252L236 253L237 250L235 249ZM219 248L221 249V252L223 251V253L220 252L221 254H217L218 251H220V250H218ZM200 252L202 254L205 252L204 254L206 256L200 255L201 254ZM201 256H203V257H201ZM213 259H214V261H213ZM201 260H202V262H201ZM246 261H244V262L246 263ZM249 261H251V260H248L247 262L249 263ZM249 264H251V263H249Z\"/></svg>",
    "mask_w": 264,
    "mask_h": 264
},
{
    "label": "built area",
    "instance_id": "2783aa9c",
    "mask_svg": "<svg viewBox=\"0 0 264 264\" xmlns=\"http://www.w3.org/2000/svg\"><path fill=\"white\" fill-rule=\"evenodd\" d=\"M218 263H222V262L220 261V262H218Z\"/></svg>",
    "mask_w": 264,
    "mask_h": 264
}]
</instances>
